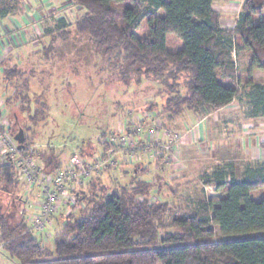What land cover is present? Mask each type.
Instances as JSON below:
<instances>
[{"label": "trees", "instance_id": "1", "mask_svg": "<svg viewBox=\"0 0 264 264\" xmlns=\"http://www.w3.org/2000/svg\"><path fill=\"white\" fill-rule=\"evenodd\" d=\"M68 1L83 12L75 22L78 33L87 35L101 56H116L115 61L124 65L122 74L126 81L133 77L139 83L153 79L166 87L161 112L158 109L156 113L153 107L143 109V113H156L158 120L165 114L176 118L187 111L215 114L230 106L240 96L236 63L231 60L238 49L250 52L252 69L264 72V58H260L264 56V21L254 22L253 0H247V9L241 12L233 29L222 27L220 16L213 10L215 0H134L121 13L114 6L127 0ZM160 11L165 15L159 16ZM5 14L1 9L0 16ZM144 21L149 32L139 39L136 32ZM170 37L181 42L179 50L170 48ZM7 62L2 60L0 68L9 88H14L9 76L15 75L8 71ZM183 74L187 80L181 86ZM20 76L24 77L22 73ZM28 85L29 81L24 79L23 90ZM249 86L247 98L252 117H264V86ZM182 89L186 94H181ZM15 91L5 99L10 131L16 136L23 130L27 148L31 143L26 132L30 130L24 122L42 115L45 121L44 111L48 107L39 100L40 111L35 112L36 118H31L27 92ZM11 101L17 107L14 113L9 110ZM83 147L80 155L89 157L91 154L87 155ZM98 149L97 146L94 152ZM52 158L53 162L43 166L45 171L60 167L58 156ZM162 165L155 168L161 177L151 181L142 176L150 172L153 164L106 170L84 193L85 209L69 213L64 220V212L55 218L56 238L51 248L36 239L17 214L11 226L7 217L0 215L1 250L12 264H264V237L213 242L216 228L224 237L264 232V200L255 202L251 197L264 189V162L248 164L240 179L233 166L218 172L208 184L223 191L225 197L217 202H197L187 213L171 210L164 200H153L156 190L161 196L174 191V187L166 185ZM117 169L118 176L113 174ZM104 174L109 182L104 181ZM125 175L131 176L130 182L109 191L108 183L117 185ZM12 181L13 189L19 190L14 169L0 164V183L6 182L8 188ZM98 188L100 194H96ZM20 198L19 193L15 199L20 202ZM171 229L176 232H167Z\"/></svg>", "mask_w": 264, "mask_h": 264}, {"label": "rangeland", "instance_id": "2", "mask_svg": "<svg viewBox=\"0 0 264 264\" xmlns=\"http://www.w3.org/2000/svg\"><path fill=\"white\" fill-rule=\"evenodd\" d=\"M133 1L127 0L114 8L121 13L132 6ZM247 2L215 0L213 10L220 16L223 28L236 27L239 15L244 8L247 9ZM139 4L145 6L143 3ZM252 4L254 22L257 24L264 21V0H253ZM1 9L6 14L4 17L0 16V62L9 60L8 71L14 72L15 76L10 74L14 88H9L10 83L5 81V72L0 68V93L6 99L16 89L24 94L27 92L31 100V118H36L35 112L40 111L37 106L39 100L48 107L44 111L47 115L45 121L44 115L38 116L37 122L34 119L26 121L28 115H23L26 121L24 124L30 130L26 132L28 141L31 145L35 144L40 153L37 160L40 166L53 162V156H58L59 166L65 165L74 152H80L82 146L87 155L92 154L97 147L96 140L115 131L123 112L130 110L143 116V109L151 107L156 113L158 109L161 112L166 101V87L153 79L141 80L139 83L133 77L126 81L122 74V62H116V56H101L89 37L78 33L75 22L83 12L71 1L0 0ZM158 14L161 17L165 15L163 11ZM148 32V25L144 21L136 35L139 39H144ZM237 45L238 48L242 46L238 41ZM169 46L176 51L182 44L177 38L170 37ZM252 58L250 52L240 49L235 57H231L236 63V78L240 90V96L231 106L216 114L187 111L176 118L169 114L161 117L164 128L182 132L190 142L184 150L183 169L165 168L166 178V173L177 176L171 183L174 191H168L161 197L171 210L187 213L197 202L219 201L225 197V193L208 184L215 180L218 172L229 170L233 166L236 177L240 179L248 164L264 162V117H252V108L247 98L251 90L250 83L264 86V72L252 69ZM260 58L263 59L264 56L260 55ZM21 73L24 77L20 76ZM17 75L20 77L17 78ZM24 79L29 81V90H23ZM186 80L187 75L183 74L179 80L181 86H184ZM182 93L186 94V91L182 89ZM22 105L27 107L24 102ZM9 107L13 113L17 108L12 101ZM202 125L208 126L209 138L201 135ZM256 158L261 160H255ZM119 173V169L113 172L116 176ZM157 177L161 176L156 172L142 176L150 181ZM103 179L109 182L106 174ZM130 180L131 176L125 175L117 185L111 181L108 183V187L111 186L109 191L118 185H127ZM12 183L13 181L8 184V188L6 182L0 183V215L7 217L10 226L15 224L16 214L18 215L21 207L20 202L15 199L19 190H14ZM4 189L8 192L5 193ZM100 193L98 188L96 194ZM251 197L255 202L264 200V189L252 193ZM55 230L54 225V234L50 233V243L46 244L49 248L54 246ZM165 232H161L160 236ZM167 232L176 231L171 229ZM260 237H264V232L224 237L216 228L213 242ZM1 258L8 259L3 250L0 251ZM9 263L13 262L9 260Z\"/></svg>", "mask_w": 264, "mask_h": 264}, {"label": "built area", "instance_id": "3", "mask_svg": "<svg viewBox=\"0 0 264 264\" xmlns=\"http://www.w3.org/2000/svg\"><path fill=\"white\" fill-rule=\"evenodd\" d=\"M121 115L115 131L96 140L98 151L89 157L74 152L65 165L48 172L37 162L40 153L35 144L20 149L10 131L5 96L0 93V164L14 169L21 195L18 215L43 244H49L58 215L85 209L84 193L106 170L146 164L183 169L181 149L187 142L185 134L164 128L153 112L141 116L129 110ZM166 176L170 187L177 176ZM161 197L156 190L153 200H162Z\"/></svg>", "mask_w": 264, "mask_h": 264}, {"label": "crops", "instance_id": "4", "mask_svg": "<svg viewBox=\"0 0 264 264\" xmlns=\"http://www.w3.org/2000/svg\"><path fill=\"white\" fill-rule=\"evenodd\" d=\"M233 29V28H232ZM235 102V101H234ZM234 102L232 103V104H234ZM231 104V105H232ZM230 105V106H231ZM216 114V113H215ZM171 119V118H170ZM171 121V120H170ZM163 122V121H162ZM204 127V128H203ZM208 128V126H206V125H202V128H201V135L204 137V138H209V136H210V133H209V128ZM207 131V132H206ZM190 144V142L187 140V142H185V144L183 145V147H182V149H181V155H182V159H184L185 160V157H184V150L186 149V147L188 146ZM247 144L249 145V142H247ZM255 160H261V159H259V158H256ZM152 169H153V171H152ZM158 172V171H157ZM149 173H155V167L154 166H152L151 167V169H150V172ZM157 174V173H156ZM144 180H147V181H150V179L148 180V179H144ZM2 258H3V256H2ZM0 259V264H12V263H9V258L7 259H5L4 258V260L3 259Z\"/></svg>", "mask_w": 264, "mask_h": 264}, {"label": "water", "instance_id": "5", "mask_svg": "<svg viewBox=\"0 0 264 264\" xmlns=\"http://www.w3.org/2000/svg\"><path fill=\"white\" fill-rule=\"evenodd\" d=\"M15 139H16V141L19 143V147H20V149H24V147H25L24 144H25V140H26V138H25V134H24L23 130H20V131L16 134Z\"/></svg>", "mask_w": 264, "mask_h": 264}]
</instances>
